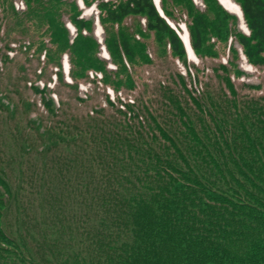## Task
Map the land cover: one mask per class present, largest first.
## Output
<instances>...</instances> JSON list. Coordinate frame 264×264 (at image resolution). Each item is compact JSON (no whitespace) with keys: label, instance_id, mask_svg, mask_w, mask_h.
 <instances>
[{"label":"trees","instance_id":"16d2710c","mask_svg":"<svg viewBox=\"0 0 264 264\" xmlns=\"http://www.w3.org/2000/svg\"><path fill=\"white\" fill-rule=\"evenodd\" d=\"M91 1L105 33L146 16L190 74L154 0ZM14 3L0 2V264H264V80L240 84L199 59L193 77L143 82L131 70L151 62L142 41L106 38L110 70L75 1ZM238 3L251 62L264 54V0Z\"/></svg>","mask_w":264,"mask_h":264},{"label":"rangeland","instance_id":"374dc122","mask_svg":"<svg viewBox=\"0 0 264 264\" xmlns=\"http://www.w3.org/2000/svg\"><path fill=\"white\" fill-rule=\"evenodd\" d=\"M73 1H75L79 7L81 13L80 18L91 23V37L99 46L98 57L102 61L108 63L110 70H115L116 65H113L114 63H112L113 61L106 48V38L120 43V33L124 32V35L127 36V40H129L131 44L136 43L137 40H140V42L142 41V45L144 44L142 48L144 61L149 62L147 58L145 59L147 55L151 59L150 63L140 64L136 62L131 66L134 76L138 73L137 77L145 76L143 82H145L146 77L153 76L156 81L162 79L167 83H171L172 80H170L168 76L170 74L177 75L179 73L193 77L194 74H196L194 68H198L200 64L199 59H201V63H204L202 68L209 66L211 61L217 64H223L229 72L231 71L235 74V79L237 83L240 84H247L258 88L260 83L264 80V54H262L259 59L257 58L250 62L238 40L239 37H245L246 40L252 43V36L244 20L238 0H232L236 10H230L222 0L158 1V7L161 9L163 17L166 18L171 29L177 33L187 52L185 60L188 62L187 66L189 67L190 74H188L186 66H184L180 60L171 56L169 45L170 35L161 34L159 36V34L147 31L146 16L130 17L120 26L111 24L113 26H110V30L107 28L109 31H106V34L100 21V10L97 6L99 2L89 0L90 6H86L84 0ZM102 1L108 2L109 0ZM0 2H5V0H0ZM13 2H15L14 4L18 12L26 10L24 0H13ZM162 7L165 8V11L167 10L170 18L164 15ZM194 18H197L196 21L202 33V50L197 54L192 50L189 30L186 27V25L193 22ZM66 26L70 32V38L73 40L78 34L76 27L72 26L69 21ZM83 33L85 34L86 32ZM185 40L188 41L190 47L189 52L186 48ZM115 44L114 42V50L118 51L119 47L117 44L115 46ZM252 45L255 47L256 42L252 43ZM135 46L134 44L132 48L134 49ZM12 47L15 48V45L12 44ZM261 49H264V45ZM9 54L10 56L12 55L11 53ZM234 54L239 55V58L235 59L233 57ZM116 55L118 56L117 53ZM200 56L201 58H199ZM120 57L122 58L121 52ZM135 59H137V56ZM229 61L234 65L228 64ZM63 68V78L69 81L70 66L64 60ZM38 85L41 88L43 87L41 82H39ZM218 85V83L212 82L210 93H218L221 88V86ZM108 92L112 95L111 91ZM79 94L81 97H84L83 88L80 89Z\"/></svg>","mask_w":264,"mask_h":264},{"label":"bare ground","instance_id":"6f19581e","mask_svg":"<svg viewBox=\"0 0 264 264\" xmlns=\"http://www.w3.org/2000/svg\"><path fill=\"white\" fill-rule=\"evenodd\" d=\"M230 10H236L232 0H222ZM238 11V10H237ZM111 62V60H110Z\"/></svg>","mask_w":264,"mask_h":264},{"label":"water","instance_id":"95a60500","mask_svg":"<svg viewBox=\"0 0 264 264\" xmlns=\"http://www.w3.org/2000/svg\"><path fill=\"white\" fill-rule=\"evenodd\" d=\"M158 1L159 0H154V3H155V5H156V7H157V9H158V11L161 13V15L163 16V14H162V11H161V9H160V7H158ZM185 44H186V48H187V50H188V52H189V44H188V41L187 40H185Z\"/></svg>","mask_w":264,"mask_h":264}]
</instances>
